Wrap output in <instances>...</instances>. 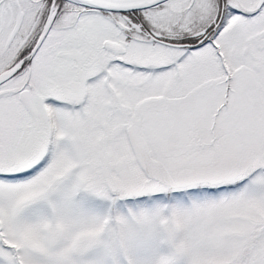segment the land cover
<instances>
[{
    "label": "snow or ice",
    "instance_id": "snow-or-ice-1",
    "mask_svg": "<svg viewBox=\"0 0 264 264\" xmlns=\"http://www.w3.org/2000/svg\"><path fill=\"white\" fill-rule=\"evenodd\" d=\"M0 264H264V0H0Z\"/></svg>",
    "mask_w": 264,
    "mask_h": 264
}]
</instances>
